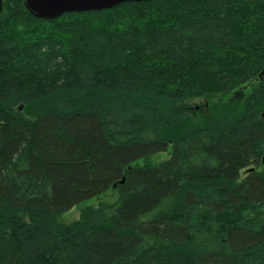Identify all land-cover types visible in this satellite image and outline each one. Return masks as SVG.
<instances>
[{
	"label": "trees",
	"instance_id": "obj_1",
	"mask_svg": "<svg viewBox=\"0 0 264 264\" xmlns=\"http://www.w3.org/2000/svg\"><path fill=\"white\" fill-rule=\"evenodd\" d=\"M3 4L0 264H264V0Z\"/></svg>",
	"mask_w": 264,
	"mask_h": 264
},
{
	"label": "rangeland",
	"instance_id": "obj_2",
	"mask_svg": "<svg viewBox=\"0 0 264 264\" xmlns=\"http://www.w3.org/2000/svg\"><path fill=\"white\" fill-rule=\"evenodd\" d=\"M250 85L252 84L248 83L246 85H243L240 89L246 90ZM239 91L240 90L222 99L212 98L208 96L189 97L181 102L176 109L180 113L190 117L194 121H203L204 118H209L211 114L216 110H223L231 107L232 99L239 98V96H237V93ZM170 155V150L158 152L142 158L141 160H139V162L141 164H156L162 160L169 158ZM115 188L116 186H113L103 194L89 198L77 204L72 209L61 213L58 216V219L63 223H72L79 220L89 208L98 207L105 202L114 201L117 197V191Z\"/></svg>",
	"mask_w": 264,
	"mask_h": 264
},
{
	"label": "water",
	"instance_id": "obj_3",
	"mask_svg": "<svg viewBox=\"0 0 264 264\" xmlns=\"http://www.w3.org/2000/svg\"><path fill=\"white\" fill-rule=\"evenodd\" d=\"M126 1L145 0H25V6L36 17L52 19L66 12L111 8ZM3 7V0H0V12Z\"/></svg>",
	"mask_w": 264,
	"mask_h": 264
}]
</instances>
